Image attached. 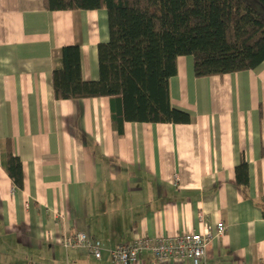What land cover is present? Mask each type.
<instances>
[{
	"label": "crops",
	"instance_id": "0c3cea01",
	"mask_svg": "<svg viewBox=\"0 0 264 264\" xmlns=\"http://www.w3.org/2000/svg\"><path fill=\"white\" fill-rule=\"evenodd\" d=\"M110 40L105 9L48 11L43 0H0V264H115L137 238L212 229L202 264H264V63L198 79L178 58L171 104L189 124L124 122L117 98L57 100L60 50H82L83 79L99 78L98 46ZM10 141L24 185L3 164ZM245 161V192L236 168ZM245 192V193H244ZM86 231L103 247L66 249ZM137 264L158 262L145 251Z\"/></svg>",
	"mask_w": 264,
	"mask_h": 264
},
{
	"label": "trees",
	"instance_id": "16d2710c",
	"mask_svg": "<svg viewBox=\"0 0 264 264\" xmlns=\"http://www.w3.org/2000/svg\"><path fill=\"white\" fill-rule=\"evenodd\" d=\"M43 1L48 11H107L110 40L98 46V80L83 79L81 47L65 46L53 70V88L57 100L119 99L122 108L114 111V119L120 125L192 122L189 113L171 104L170 80L181 56L193 57L198 79L252 71L264 63V0ZM3 164L22 188V162L10 141ZM236 174L246 192L245 161ZM258 205L264 217V196Z\"/></svg>",
	"mask_w": 264,
	"mask_h": 264
},
{
	"label": "built area",
	"instance_id": "2783aa9c",
	"mask_svg": "<svg viewBox=\"0 0 264 264\" xmlns=\"http://www.w3.org/2000/svg\"><path fill=\"white\" fill-rule=\"evenodd\" d=\"M225 231V224L219 222L215 228L205 227L201 232L192 231L156 239L141 237L112 251V258L118 264H137L143 252L150 251L158 262L170 263L174 259H180L189 260L192 264H202L211 242L222 237ZM61 244L66 249L86 248L95 259H101L103 255L100 243L86 231L73 236L64 235Z\"/></svg>",
	"mask_w": 264,
	"mask_h": 264
}]
</instances>
